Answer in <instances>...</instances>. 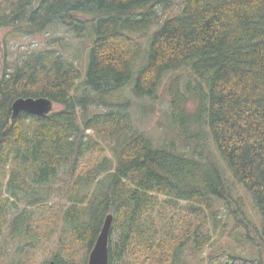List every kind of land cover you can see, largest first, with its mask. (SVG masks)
<instances>
[{
  "label": "trees",
  "instance_id": "obj_1",
  "mask_svg": "<svg viewBox=\"0 0 264 264\" xmlns=\"http://www.w3.org/2000/svg\"><path fill=\"white\" fill-rule=\"evenodd\" d=\"M173 5V0H0V29L39 33L66 25L92 37L84 70L47 48L23 57L0 80V246L11 212L17 213L25 197L31 208L13 216L9 229L13 236L25 233L36 240L32 209L58 191L65 203L56 231L71 233V244L83 246L87 257L109 214V264H178L190 242L203 251L220 227L216 199L231 196L221 169L204 159L200 132L192 128L202 124L259 213L255 229L234 201L237 228L246 239L264 242V0H184L179 13L161 20L159 7ZM155 25L145 63L135 74L143 52L135 35ZM182 68L196 80L186 92L181 77H171ZM168 76L176 139L155 146L134 129L131 100L121 91L132 83L136 97H155ZM42 96L64 107L46 116L21 112L13 118L17 98ZM189 99L198 102L192 113ZM177 138L184 146L194 141L193 153L178 151ZM107 141L111 155L105 154ZM52 261L79 264L59 253ZM207 264H264V259L223 248Z\"/></svg>",
  "mask_w": 264,
  "mask_h": 264
},
{
  "label": "rangeland",
  "instance_id": "obj_2",
  "mask_svg": "<svg viewBox=\"0 0 264 264\" xmlns=\"http://www.w3.org/2000/svg\"><path fill=\"white\" fill-rule=\"evenodd\" d=\"M173 1L174 5L170 9L159 7L161 20L180 12L184 0ZM157 28L158 26L155 25L145 34L135 35V38L143 45V52L135 61L133 67L135 74L145 63V50L148 48L149 37ZM31 32L33 31L21 27H3L0 29V80L6 69L13 68L15 63L23 57L47 48L55 49L64 56L75 60L82 70L85 69L92 41L89 31L79 34L72 27L58 25L51 26L39 33ZM172 76L173 78L181 77L180 87L184 92H186L188 82H191L192 87L196 84V80L186 68L171 73ZM82 82L83 80L78 86L77 92L79 94L84 91L85 86ZM168 84L169 76L163 80L155 97H136L132 91V83L121 91V93L127 96L128 100H131L129 110L132 115L134 129L150 137L155 146L168 145L175 138L171 128L172 122H170L172 106L170 95L166 91ZM197 103L195 99H189V103L186 106L187 110L191 113L196 111L198 107ZM63 107L62 104L54 103V110L62 109ZM195 123L197 124V122ZM192 128L194 133L200 132V144L206 154L204 159L212 160L221 169L226 178L227 195L230 194L231 198L229 200L216 199L215 208L219 213L218 220L220 227L217 232L212 233L211 244L206 245L203 251H201V249L190 242L185 249L182 260L178 264H207L208 256L223 248L235 251L245 257H262L264 259V242L256 238L255 242H252L246 239L244 234L241 235L243 229L237 228L238 222L234 215V201L237 202L239 200L241 207L244 208V212H246L254 228H259V213L255 208L252 196L241 185L235 182L232 172L222 159L207 127H204V124H202L201 126L194 125ZM175 143L177 144L178 151L193 153L194 141L190 145L184 146L180 138H177ZM105 146L107 152L105 154L111 155L110 142H105ZM197 150L199 149L197 148ZM98 157V154H96L93 156V159L96 160ZM48 199L49 201L45 205L36 206L32 209L34 219H36L35 228L39 233L36 240L28 237L25 233H20L16 236L11 234L9 229L11 218L22 212L26 207L31 208L28 204V198L25 197L19 201L17 213H14L15 210L11 212L8 227L6 226L3 234L0 246V264H50L53 257L58 253L79 264H83L85 259L89 260L90 254L87 257V252L83 246L77 243L71 244V233L56 231L58 227V214L65 200L61 199L58 191L48 197ZM158 224L161 229L159 219ZM252 236L255 237V234L252 233ZM113 238L118 243L120 242L117 235L116 237L113 236ZM27 244L31 245L27 246ZM119 264H122V261Z\"/></svg>",
  "mask_w": 264,
  "mask_h": 264
},
{
  "label": "water",
  "instance_id": "obj_3",
  "mask_svg": "<svg viewBox=\"0 0 264 264\" xmlns=\"http://www.w3.org/2000/svg\"><path fill=\"white\" fill-rule=\"evenodd\" d=\"M13 118L21 112L38 116H46L54 111V102L49 97H19L12 104ZM113 215L109 214L105 220L100 235L89 257L88 264H109L110 261V232ZM51 264H55L54 261Z\"/></svg>",
  "mask_w": 264,
  "mask_h": 264
},
{
  "label": "bare ground",
  "instance_id": "obj_4",
  "mask_svg": "<svg viewBox=\"0 0 264 264\" xmlns=\"http://www.w3.org/2000/svg\"><path fill=\"white\" fill-rule=\"evenodd\" d=\"M183 252V251H182Z\"/></svg>",
  "mask_w": 264,
  "mask_h": 264
}]
</instances>
